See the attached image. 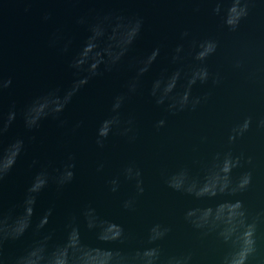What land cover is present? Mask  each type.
<instances>
[{
    "label": "water",
    "instance_id": "water-1",
    "mask_svg": "<svg viewBox=\"0 0 264 264\" xmlns=\"http://www.w3.org/2000/svg\"><path fill=\"white\" fill-rule=\"evenodd\" d=\"M214 0H156L146 3H81L70 4L61 0H0V52L6 75L13 78V87L5 95V110L10 103L23 105L33 94L50 86L63 84L70 77L67 57L48 46L49 35L61 29L66 38H73L74 47L86 35L75 24V18L88 11L123 9L128 14L139 13L145 17V28L137 42V51L144 53L160 46L161 53L144 78L143 93L134 97L126 106L125 114L136 117L137 138L112 135L100 149L95 144V128L107 114L108 101L113 92L121 88L126 73L105 76L94 81L73 104L66 114L69 125L58 129L55 122L45 121L35 133L36 140L30 145L26 157L5 182V197L15 205L27 186L31 160H60L66 152L76 155V180L63 193L54 188L39 197V211L54 207L49 228L59 233L65 216L77 212L84 204H91L98 213L109 220L122 224L128 239L121 247L132 253L147 245L148 231L154 224L171 228L167 238L160 241L165 255L191 251L195 264H219L226 246L215 234L201 237L200 232L185 220L191 208L215 207L224 200H243L251 220L264 211V129L256 122L264 118V0L250 5L249 15L241 21L237 31L223 25L221 17L214 15ZM227 7V5H222ZM29 11H25V9ZM198 9V11H196ZM45 11L52 19L44 22ZM184 31L189 36L183 40ZM214 39L216 52L208 58L209 72L219 75L220 83L213 85L211 78L206 85H196L193 96L204 97L194 110L171 114L164 107H157L148 95L151 80L167 69L169 74L182 68L177 91L182 92L186 76L197 62L190 51L192 41ZM178 43L185 47L181 64L170 63V54ZM237 61L242 67L236 68ZM253 118L252 127L243 137L229 143L232 128L245 117ZM165 119L166 124L157 130L155 123ZM76 121L83 125L75 133L70 129ZM23 132L17 122L10 129L14 136ZM231 151L234 155L251 156L253 164L235 169L233 177L247 170L252 171L249 189L236 197L219 196L214 199L196 200L175 192L165 183L167 175L179 168H188L193 176L203 177L217 153ZM103 164V170L97 167ZM134 164L141 170L144 193L138 196L134 181L124 178L122 170ZM119 177L116 193L109 190L108 181ZM134 199L132 210H124L122 202ZM258 255L254 264H264V222L258 227ZM90 243L96 241L86 234ZM13 246L10 250H15Z\"/></svg>",
    "mask_w": 264,
    "mask_h": 264
},
{
    "label": "clouds",
    "instance_id": "clouds-1",
    "mask_svg": "<svg viewBox=\"0 0 264 264\" xmlns=\"http://www.w3.org/2000/svg\"><path fill=\"white\" fill-rule=\"evenodd\" d=\"M31 2V0H29ZM70 4L81 3H146L156 0H61ZM214 15L220 16L222 23L230 31H237L240 23L250 11L255 0H214ZM227 7H222V5ZM29 11V9H25ZM198 11V9L196 10ZM52 13L45 11L44 22L52 19ZM75 24L86 32L83 40L74 47L73 38H66L61 29L53 31L48 38V46L67 57L69 79L63 84L50 86L33 94L23 105L12 102L5 110V95L13 87V78L6 75L0 52V264H195L191 251L165 255L160 241L167 238L171 228L154 224L148 231L147 245L132 253L121 247L128 236L122 224L102 217L90 203L84 204L77 212L66 214L59 233L49 228V220L54 207L39 211V197L46 190L54 188L57 194L71 186L76 180L77 158L75 153L66 152L58 160L33 158L28 164L31 171L22 198L11 204L5 197V182L21 160L27 156L30 145L36 140L35 133L45 121H53L58 129L69 125L66 114L82 93L97 79L126 73L121 88L112 93L108 101L107 114L95 128V144L103 149L112 135L134 142L137 138L136 117L125 114L127 104L143 93L144 78L150 73L161 47L156 46L144 53L137 51V42L145 28V17L139 13L128 14L123 9L97 11L89 9L75 18ZM184 31L181 39L188 37ZM218 47L214 39L192 41L190 51L197 65L186 76L183 91H177L182 76V68L170 74L167 69L151 80L149 97L157 107L171 114L185 110L194 111L208 97L193 96L196 85H206L211 78L218 85L219 75L213 76L206 61ZM185 47L178 43L170 54V63L181 64ZM236 68L242 67L237 61ZM19 122L23 132L10 135V129ZM166 124L165 119L155 123L157 130ZM253 118L245 117L237 123L228 137L229 143L249 131ZM83 125L76 121L70 131L75 133ZM264 129V118L256 122ZM253 158L243 153L234 155L231 151L217 153L207 167L203 177L193 176L188 168H179L167 175L165 183L175 192H180L196 200L214 199L219 196L236 197L247 191L252 184V171L247 170L233 177L235 169L251 166ZM103 170V164L97 172ZM124 178L135 182L137 195H143L144 187L141 170L134 164L122 170ZM109 190L116 193L120 187L119 177L108 181ZM134 199L122 202L124 210H132ZM185 220L200 232L201 237L215 234L226 246L219 264H254L258 255V227L264 222V211L251 220L243 200H224L215 207L191 208L185 213ZM90 234L95 244L86 237ZM13 246L15 250L12 249Z\"/></svg>",
    "mask_w": 264,
    "mask_h": 264
}]
</instances>
